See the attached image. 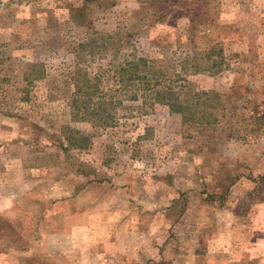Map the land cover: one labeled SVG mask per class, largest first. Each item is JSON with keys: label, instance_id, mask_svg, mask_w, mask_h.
<instances>
[{"label": "rangeland", "instance_id": "1", "mask_svg": "<svg viewBox=\"0 0 264 264\" xmlns=\"http://www.w3.org/2000/svg\"><path fill=\"white\" fill-rule=\"evenodd\" d=\"M0 227V264H264V0H0Z\"/></svg>", "mask_w": 264, "mask_h": 264}, {"label": "trees", "instance_id": "2", "mask_svg": "<svg viewBox=\"0 0 264 264\" xmlns=\"http://www.w3.org/2000/svg\"><path fill=\"white\" fill-rule=\"evenodd\" d=\"M209 57H210V55L208 56V58ZM138 60L139 59L136 58V61H132L131 62V66H134V67H133V70L129 74L128 80H141L144 77V76L139 75L140 74V70H139V68H138V66L136 64V62ZM120 72H128V71L125 68H120ZM86 80L88 81V78L85 79V81ZM84 83L85 82H83L81 85H79L77 83L75 84V86H76L75 89H76V93L77 94H80V95L82 94L84 88L87 85V83H86V85H84ZM152 91H153V98H154V100H157V101H167V103L169 104V107H170L169 109L170 110H173V111L179 112L182 115V119H183L184 122H187V121H190V120H192V121L198 120V119H194V114L196 112L192 108V107L197 106L196 103L195 104L194 103H191V102H189V100H186L188 102H182V101H180V100H178L176 98L175 99L169 98L168 100H164V99H162V97H163L162 94H161L162 92L158 91L157 89H154ZM90 93L91 92L86 89V92L84 93V96L86 98H90V95H91ZM84 96H80V97H84ZM168 97H171V96H168ZM166 98H167V96H165V99ZM207 98L209 99V97H207ZM205 109H209V108H205ZM205 112H206V110H205ZM214 120H215V118H214ZM71 141H72V139H70V143H71ZM3 224H4V226H7L8 227L7 223H3ZM0 228H1L2 232H3L2 234H5L6 235L7 228H5V227H0Z\"/></svg>", "mask_w": 264, "mask_h": 264}, {"label": "crops", "instance_id": "3", "mask_svg": "<svg viewBox=\"0 0 264 264\" xmlns=\"http://www.w3.org/2000/svg\"><path fill=\"white\" fill-rule=\"evenodd\" d=\"M132 247L133 248H131L130 253H128V254L126 253L125 257H126V259L130 258L131 263H135V254L134 253H138V252H136L135 246H132Z\"/></svg>", "mask_w": 264, "mask_h": 264}]
</instances>
